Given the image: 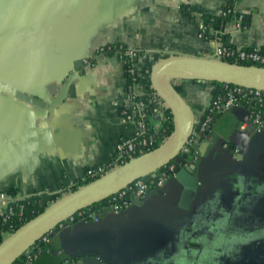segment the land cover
Wrapping results in <instances>:
<instances>
[{"label":"crops","instance_id":"0c3cea01","mask_svg":"<svg viewBox=\"0 0 264 264\" xmlns=\"http://www.w3.org/2000/svg\"><path fill=\"white\" fill-rule=\"evenodd\" d=\"M205 16L220 20L210 40L198 37ZM218 38L229 48L264 53V0H0V209L34 196L51 206L86 181L87 172L104 170L121 139L133 133L120 115L132 106L121 58L97 55L99 47L126 45L139 78L135 91L143 97L153 92L156 63L172 56L209 58ZM89 58L92 66L85 64ZM67 76L71 80L62 82ZM50 85L57 86L53 97ZM173 87L196 125L213 84L176 80ZM20 95L37 99L38 106ZM162 122L153 118L150 125L158 131ZM211 124L191 160L196 192L189 209L179 206L184 188L170 177L161 193L154 188L120 213L99 209L92 228L78 222L61 227L78 229L62 242L50 238V254L36 264H53L63 252L72 256L68 264H140L172 241L183 218L212 193L222 192L231 211L237 194L229 181L238 173L250 178L259 199L237 223L264 225V130L254 132L239 108L215 115ZM7 236L0 232L1 240ZM223 264H264V241Z\"/></svg>","mask_w":264,"mask_h":264},{"label":"water","instance_id":"95a60500","mask_svg":"<svg viewBox=\"0 0 264 264\" xmlns=\"http://www.w3.org/2000/svg\"><path fill=\"white\" fill-rule=\"evenodd\" d=\"M228 19L231 18L228 17ZM219 22L220 20L217 19L216 23L219 24ZM139 57L141 56L139 55ZM70 80L71 77L67 76L62 82ZM176 80L201 81L264 91V67L230 63L210 57L172 56L156 63L151 69L150 84L152 91L162 99L171 114L172 134L156 149L107 171L89 183L79 186L2 239L0 242V264H14L24 254L30 252L33 246L45 235L50 238L56 236L57 240L61 242L65 238L72 237L78 229L76 226L72 230L69 228L62 232L59 231L61 227L66 228L74 224V222L69 221L71 217L92 205L110 199L134 181L162 170L170 162L176 163L177 166L171 178H175L184 188L179 206L183 209H189L196 192V162L187 161L186 166H183L185 161L181 156V151L193 136L195 119L191 107L173 87V82ZM3 90V92H6V89ZM47 92L50 96H55L58 92L57 86L50 85V87H47ZM212 95L211 93L209 96L207 107L210 105ZM19 97L38 106L35 103L38 101L37 99H30L25 95ZM211 128L212 124L197 144L193 146L192 153H195L201 141L211 131ZM156 190L159 193L162 192L161 188ZM139 199L142 200L143 198ZM100 213L101 210H98L97 214ZM78 224L88 228H92V225H94L83 221L78 222ZM69 244H62V249ZM59 254V259L53 264H68L67 260L72 256L66 255L64 252ZM97 257L99 256L97 255Z\"/></svg>","mask_w":264,"mask_h":264},{"label":"built area","instance_id":"2783aa9c","mask_svg":"<svg viewBox=\"0 0 264 264\" xmlns=\"http://www.w3.org/2000/svg\"><path fill=\"white\" fill-rule=\"evenodd\" d=\"M230 13V11H227ZM242 21V16H238L237 22ZM208 27L202 25L198 37L201 39L205 38ZM218 44L214 48L213 54L210 58L217 60H222L233 63H251L253 66L264 65V53L258 48L250 49H235L229 48L223 45L220 39H217ZM107 47L110 50V44L104 45L98 48L96 53H103ZM116 54H120V48L117 50ZM133 54L130 51V58ZM92 58L85 61L87 66H92ZM259 67V66H258ZM133 68L127 70L129 74L133 73ZM136 85L126 84V91L131 96L132 106L128 110H121L120 115L122 118L131 123L134 127V131L128 137L121 139L118 143L114 157L110 164L100 171H89L86 174V179L94 180L99 177V175L106 173L112 169H115L126 162L141 156L149 151L151 147L155 144L156 134L155 130L152 133L149 129L148 124H150L151 119H160L162 121L166 120V112L169 111L166 104L162 99L154 92L147 96H139L135 91ZM137 98V99H136ZM240 109L246 113V121L249 127L256 132L261 133L264 130V91L245 89L239 86L224 85L222 84L221 93L212 97L210 105L206 109V117L200 124L198 133L200 135L207 130L211 125L213 117L217 114H221L227 111H232L235 109ZM193 135L190 140L186 143L181 151L182 154H186L190 150V146L194 141ZM196 137V136H195ZM227 148L228 145L224 144ZM237 152V148L234 149ZM176 163H169L162 170L151 174L148 177H144L134 181L129 186L125 187L123 190L117 192L110 199H108V205L113 213H120L122 210L127 209L131 206V203L135 199H139L145 196L154 188H162L165 183L170 179L172 173L176 169ZM0 198L4 199L3 195ZM20 201H8L4 208L0 209V225H5L7 221L14 215L13 205L19 204ZM20 210L22 206H19ZM21 216V213H20ZM88 220L93 223L98 222V217L92 213H87V211L82 210L78 212L75 216L69 219L70 222L77 223L79 221ZM13 226L8 227V231L2 230L7 235H10ZM50 241V237L45 235L41 240L33 246L30 252L24 254L21 258L24 259L22 264H33L41 256L40 246L47 244Z\"/></svg>","mask_w":264,"mask_h":264},{"label":"clouds","instance_id":"9594fccd","mask_svg":"<svg viewBox=\"0 0 264 264\" xmlns=\"http://www.w3.org/2000/svg\"><path fill=\"white\" fill-rule=\"evenodd\" d=\"M229 183L237 194L231 211L223 205L222 192L212 193L190 216L183 218L172 241L145 257L140 264H223V258L239 256L245 246L264 241V225L259 220L251 227L237 223L241 217L250 214L259 199L252 195L250 178L238 173ZM252 201L254 203L249 207Z\"/></svg>","mask_w":264,"mask_h":264},{"label":"trees","instance_id":"16d2710c","mask_svg":"<svg viewBox=\"0 0 264 264\" xmlns=\"http://www.w3.org/2000/svg\"><path fill=\"white\" fill-rule=\"evenodd\" d=\"M183 13H187L186 9L184 7H182ZM225 18V17H224ZM217 18L215 17H203V24L206 25L208 27L206 35H205V40H210L213 35L210 34V29L216 28L217 27V23H216ZM120 48V54H121V61H122V65H123V69H124V75L126 78V84H134L137 85L139 78L137 76V74L133 71L132 74H129L127 72L128 69L133 68L135 60H133L132 58H130V50L126 47V45H123L121 43H114V44H110V50L107 49V47L105 48L103 53H96L97 55H106V56H113L116 54L117 50ZM230 63H233V61L229 60ZM241 65H252L251 63H239ZM259 67H264V65H258ZM134 70V68H133ZM213 84V90H212V96L215 97L217 94L221 93L222 91V84H217V83H212ZM137 99V98H136ZM206 117V112L203 113L200 121L195 125L194 130H193V135L197 136L196 134L198 133L200 124L203 122V120ZM149 129L152 133L155 132V130L153 129V127L148 124ZM173 131V122H172V117L171 114L169 113V111L166 112V120H164L162 122L161 128L155 132L156 134V141L155 144L151 147V150L156 149L157 147H159L171 134ZM206 131H204V133H201L200 135L205 134ZM194 136V138H195ZM194 141L192 143V145L190 146V150L188 153L186 154H182L181 156L184 158V161H190L192 160L195 155L194 153L191 152V149L193 147ZM174 163V162H171ZM87 174V173H86ZM92 180L86 179V181H80L79 185L82 186L86 183L91 182ZM22 206V209L20 210L19 206ZM108 205V200L102 201L100 203H97L95 205H92L90 207H88L87 209H85V211H87V213H96V211H98L99 209L103 208V207H107ZM13 209H14V215L12 217H10V219L7 221V223L5 225H0V231L5 230L8 231V227L10 225L13 226L12 231H16L19 227H21L22 225H24L26 222L30 221L31 219H33L34 217L38 216L40 213H42L45 209V207L42 205V201L39 197H29L27 199H24L22 201H20L19 204L17 205H13ZM21 213V216H20ZM81 222V221H79ZM83 222H90L88 220H83ZM9 232V231H8ZM0 242H1V238H0ZM40 251H41V256L37 259V261H35L33 264H36L38 261H40L41 258H43L45 255L50 253V250L48 248V243L47 244H43L40 246ZM24 261L23 258H19L18 261H16L14 264H22Z\"/></svg>","mask_w":264,"mask_h":264},{"label":"flooded vegetation","instance_id":"af4514ba","mask_svg":"<svg viewBox=\"0 0 264 264\" xmlns=\"http://www.w3.org/2000/svg\"><path fill=\"white\" fill-rule=\"evenodd\" d=\"M191 161V160H190ZM183 166H186V162L183 164Z\"/></svg>","mask_w":264,"mask_h":264},{"label":"rangeland","instance_id":"374dc122","mask_svg":"<svg viewBox=\"0 0 264 264\" xmlns=\"http://www.w3.org/2000/svg\"><path fill=\"white\" fill-rule=\"evenodd\" d=\"M214 51V50H213ZM213 51H212V54H213ZM91 223H93V222H91Z\"/></svg>","mask_w":264,"mask_h":264},{"label":"bare ground","instance_id":"6f19581e","mask_svg":"<svg viewBox=\"0 0 264 264\" xmlns=\"http://www.w3.org/2000/svg\"><path fill=\"white\" fill-rule=\"evenodd\" d=\"M193 148V147H192ZM192 150V149H191ZM194 155H195V153H194ZM195 158V157H194Z\"/></svg>","mask_w":264,"mask_h":264}]
</instances>
